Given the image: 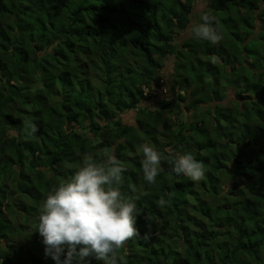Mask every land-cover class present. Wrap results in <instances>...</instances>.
Segmentation results:
<instances>
[{
  "label": "trees",
  "instance_id": "obj_1",
  "mask_svg": "<svg viewBox=\"0 0 264 264\" xmlns=\"http://www.w3.org/2000/svg\"><path fill=\"white\" fill-rule=\"evenodd\" d=\"M198 1L0 0V264H53L44 200L109 151L138 214L117 264H264V0ZM201 12L223 39L180 43ZM144 143L194 155L204 179L165 160L148 184Z\"/></svg>",
  "mask_w": 264,
  "mask_h": 264
},
{
  "label": "clouds",
  "instance_id": "obj_2",
  "mask_svg": "<svg viewBox=\"0 0 264 264\" xmlns=\"http://www.w3.org/2000/svg\"><path fill=\"white\" fill-rule=\"evenodd\" d=\"M217 23L214 17L201 12L199 20L191 24L190 33L197 40L216 45L223 39L213 26ZM167 90L166 86L162 88V92ZM148 93L145 90V95ZM139 147L143 153V179L148 184L158 183L165 160L172 161L176 176L186 177L194 184L205 177L203 162L190 153L161 152L151 143ZM125 171L124 164L110 151L99 158L88 154L71 179L51 190L35 231L42 238L46 259L50 258L53 264H117V250L139 234L136 201L123 198L120 191ZM165 203L164 197L157 201L158 206Z\"/></svg>",
  "mask_w": 264,
  "mask_h": 264
},
{
  "label": "rangeland",
  "instance_id": "obj_3",
  "mask_svg": "<svg viewBox=\"0 0 264 264\" xmlns=\"http://www.w3.org/2000/svg\"><path fill=\"white\" fill-rule=\"evenodd\" d=\"M207 3H208V0H199L193 9V12L196 14L197 12L203 10L206 7ZM193 22H195V19L193 20ZM189 32H190V26L188 27L187 30L182 32L181 37H180V43L182 41H184V39L187 38V36L189 35ZM173 60H174L173 57L172 58L169 57L164 61L165 66H164V71L162 74H163V77H165L167 82H170V79H171L170 73L173 69ZM133 116H134V112H128V113L124 114V116H123L124 121L131 122L133 119ZM185 118H186V116H185Z\"/></svg>",
  "mask_w": 264,
  "mask_h": 264
}]
</instances>
